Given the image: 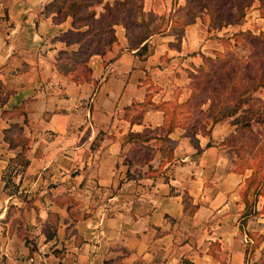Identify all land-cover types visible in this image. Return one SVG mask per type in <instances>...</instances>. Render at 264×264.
Wrapping results in <instances>:
<instances>
[{"label":"crops","instance_id":"obj_1","mask_svg":"<svg viewBox=\"0 0 264 264\" xmlns=\"http://www.w3.org/2000/svg\"><path fill=\"white\" fill-rule=\"evenodd\" d=\"M48 1L0 0V92H8L5 99L0 94V264H30L32 255L37 260L44 257L40 264H260L255 262L258 250L264 264V229H240L235 221L233 225L229 222L237 219L244 204L226 195L240 181L237 173H227L216 183L217 189L203 194L202 200L188 191L194 203L200 202L194 216L185 210L184 189L198 177L203 179L210 164L175 162L170 165L174 171L168 179L163 178L165 173L154 178L130 174L121 182L124 169H134V164L123 163L121 134L143 130L146 125L132 122L120 112L134 100L144 99L147 82L143 78L148 72L161 74L162 79L167 74L171 85L181 84L178 79H183L188 60L200 58L192 54L196 50L194 36L202 38L199 23L187 26L180 49L170 48L165 42L173 37L164 36L165 44L156 46L158 56L154 51L146 65H141L139 47L129 48L125 29L118 24L115 44L104 54H92L89 60L92 79L77 81L59 68L58 58L60 50L75 49L79 43L69 45L58 36L71 23L69 19L56 22L53 14L45 13ZM128 51L138 57L141 73L136 75L133 61L122 88L110 86L99 95L109 73L121 63L120 56ZM166 51L167 61L160 58ZM121 66L124 68V63ZM119 72L124 73L122 69ZM160 90L163 98H168L170 90ZM14 106L23 111L10 121L22 126L28 143L24 151L22 144L9 145L2 130L7 126L3 111ZM97 111L104 114L98 117ZM163 117L157 125H162ZM197 134L206 159L216 147L208 146L210 135ZM97 135L100 141L92 148ZM190 148L184 141L175 154H185L184 160ZM22 151L28 162L22 165V177L19 172L13 175V183L8 176ZM157 157L155 165L160 161ZM218 160L226 163L227 158L220 154ZM19 181L20 187L33 189L38 207L19 210V190L12 188ZM147 183L142 193L131 192ZM221 194L225 197L217 200ZM208 206L219 207V214L206 217L215 225L211 229L201 225L196 235L186 225L191 220L200 225L205 216L200 211H208ZM218 215L222 219H216ZM243 232L261 235L253 254Z\"/></svg>","mask_w":264,"mask_h":264},{"label":"rangeland","instance_id":"obj_2","mask_svg":"<svg viewBox=\"0 0 264 264\" xmlns=\"http://www.w3.org/2000/svg\"><path fill=\"white\" fill-rule=\"evenodd\" d=\"M50 1L45 4L43 11L46 10V5ZM88 1H91V5L88 6L86 9L87 11L84 12L89 14L91 11H96V18L100 16L101 12L103 13V20L107 24V29H109V31L104 34L107 38L116 34V25L118 24L125 29L129 48L137 45V41L144 33L149 35L146 39V49L142 48L138 50L137 53L144 61L141 65H146V63H148L147 60L152 57L154 51L158 52L157 49L159 48L156 49L158 44L163 45L166 43L170 48L180 49L184 37L186 36L188 25L197 22L202 28V38L198 39L194 36L193 41L196 50L192 51V54L197 53L200 58H197V60H195V58L188 60L187 64L189 65L186 66L184 73H182L183 79H178L181 84L178 86L176 85L177 87L173 86L171 85L172 80L166 79L167 74L164 75L165 79H162L161 74L158 75V73L152 74L148 72L143 78L144 82H147V90L144 99L134 100L141 101V103L134 104L131 110L123 108L120 112L121 115L125 116L128 120L132 122L142 121L144 122L143 124L146 125L143 130L130 129L121 134L125 144L123 148V163L134 164V169H132V171L124 169L121 182L123 183L124 179L130 174H133L134 177L146 175L154 178L165 173L163 178L168 179L170 174L174 171L170 165L175 162L180 163L192 160L198 163H207L211 166L207 167L204 171L205 175H202L203 179H199L198 177L193 185L190 187L187 185L184 189V199L187 200L188 205L186 210L187 215L194 216L200 204V202H193L192 195L188 191L195 192L199 196L198 198L202 200L204 199L203 194L206 195L216 190L218 187L216 183L223 180L227 173L233 172L237 173V178L240 179V181L226 195H233L234 200L238 199L243 204L242 194L246 190L249 179L251 178L253 182L248 188V197L252 204L253 213L245 218L243 215L244 203L238 211L239 215L237 219L232 221V218H230L229 222L233 225L235 221V224H238L240 229H264V190L262 192H257V188L260 184L262 188L264 187V85L260 84L255 89L252 88L248 90L249 92L246 91L241 93L246 90L247 87H254L258 83L257 77L263 78L264 80V33L261 34L262 31L264 32V3L262 0ZM107 3H109V6ZM54 13L56 12L54 11L53 14ZM231 17L234 18L233 22L220 25L221 22L224 23L226 19ZM94 18L89 17L87 20L95 26L93 32L96 33L99 25L98 22H95ZM66 19H69V23H71L72 14L67 15ZM97 20H101V18L99 17ZM112 22L116 23L112 25ZM111 25L114 27V32L111 29ZM70 27L71 25H67L66 29ZM83 27L87 28L88 26L85 25ZM241 31H251L252 34H241ZM168 35L172 36L173 39L169 40V42H165L163 37ZM150 38L153 40L152 42L148 40ZM229 39L230 42L228 41ZM113 44H115V41L112 44L108 43L104 53H106ZM228 47L230 48L229 51L233 52L234 56H237L239 59H233V57L229 55L230 59L226 65L228 69L227 72L223 68H219L215 75L210 73L209 70L207 71L208 73L204 75H200L199 72H196V65L203 63V54L215 57L217 53L228 50ZM119 49L121 50V48ZM107 57L109 56L107 55ZM160 58L166 61L169 60L167 51L162 53ZM198 60H200L199 63H197ZM120 61L121 63H119V66L109 73V79L102 85L99 95L103 96L106 91L110 89V86L116 90L122 88L123 82L124 80L126 81L128 73L132 68L133 61L136 62V65L133 66L132 69L136 75L141 73L142 70L137 65L138 57L135 56V54L128 51L124 53V56H120ZM156 61L159 63L158 59H156ZM122 63H124V68H122V66L120 67ZM158 63L153 66H157ZM229 64L231 67H229ZM121 69L124 73L119 72ZM192 69V72L197 73V76L195 77L196 80H194V85L191 86L189 70ZM229 76L237 79L236 83L238 86H236V90H230L228 95L226 94L223 96L224 101L227 103V107L232 108L240 95H244L245 102L235 115L228 116L212 126V129L214 127V133L211 131L210 140L207 144L208 146L211 144L215 145L216 148H214V152H211V154L207 153L206 155H208V158L205 159L202 154L203 149H199L195 140L191 138V134H194L199 139L197 133H199V136L203 134L201 132V125H204L206 121V126H210L212 117L216 111L214 107L210 108V106L217 101L215 94L217 92L213 91L220 90L223 86H226L230 81ZM137 77L138 76H136V78ZM160 88L166 89L165 91L170 90L169 96H166L168 98H163V91L160 90ZM158 90H160L159 93L156 92ZM155 93L156 96H154ZM191 93H195L193 106H184L180 104L189 98ZM0 94H3L5 99L8 92L4 94L2 91ZM153 97L156 100L153 99ZM97 105L96 102L95 107ZM163 108L168 110L170 114L172 109H174L176 113L177 111L179 112L178 122L181 125L177 126L175 130L172 131L171 135L169 134L170 138L164 136L166 133V125L156 124L160 122L162 116L165 115ZM20 109L21 108L14 106L12 108L7 107L3 111V116L7 119V126L3 127L2 130L4 133L6 130H10V134L18 139L23 132L17 126L11 127L16 121L13 120L11 122L10 120L17 117L19 118ZM97 113L98 117L104 114L99 111H97ZM122 123L123 122H118L117 124L119 125ZM123 124L122 126L125 127L126 125ZM155 126H161V129L155 131L156 134H154L160 137L155 136L142 144L127 140V136L130 135L131 132H146L153 129ZM111 129L113 132L115 131L114 128ZM98 135H100V133H98ZM98 135L92 141V148L98 146V142L100 141ZM161 136L164 137L161 138ZM183 140L187 142V145L191 146L189 151L190 155L186 154L188 156L184 160H182L181 157H185V154L182 156L180 152L175 154V149L183 145ZM220 154L227 158L225 161L226 163H224L223 160H218ZM157 156L160 161L155 165L153 160ZM16 162L17 167L15 166L13 170L15 173L13 174L12 171L9 174V181H13V175L18 174V172L21 174V177L23 176L25 167L22 165L24 162H21L19 158H17ZM145 165H147L146 168L138 169L139 166L142 167ZM196 175L198 174L195 173L193 176L196 177ZM21 182L22 181H19V185L14 186L12 184L13 187L11 186L14 190H19V210L27 211L31 208V205L38 207V204L34 203L35 196L31 194L33 189L29 187L26 188V186L20 187ZM13 183L15 182L13 181ZM145 185L147 186L148 183L142 184V186L138 188L135 187L131 192L138 194V191L141 190L140 192L142 193ZM205 191L207 192L205 193ZM153 192H155L154 189ZM221 196L225 197V194L218 196L217 200ZM40 203L41 202H39V204ZM221 203L224 204V202ZM214 204H216V202ZM222 204L219 206H222ZM218 208L217 206L216 208L208 206V211L205 209L200 211L205 214L203 217L204 220L200 225L196 226L195 222L191 220V223H189L187 220L189 224L186 225V227L189 226L191 231L196 235L200 234L202 226L204 229H211L212 226L215 225V222L209 221L211 217L208 219L206 217L207 214H210V216L215 213L219 214V212H217ZM176 218H178V214H176ZM219 218L222 219V215L216 216V219ZM260 236L261 235H251L249 232H243V238L247 239L245 241L251 244V254L255 251L254 249ZM256 254L258 259L255 262H261L263 256H260L259 250Z\"/></svg>","mask_w":264,"mask_h":264},{"label":"trees","instance_id":"obj_3","mask_svg":"<svg viewBox=\"0 0 264 264\" xmlns=\"http://www.w3.org/2000/svg\"><path fill=\"white\" fill-rule=\"evenodd\" d=\"M264 3V0H262ZM109 6V3H107ZM91 5V1L88 0H51L47 5H46V10L45 13L47 14H53L55 11L56 13L53 14V18L55 21H63L66 19L67 15L72 14V21H71V27L63 31L59 37L62 39L66 40L67 44H72V43H79L78 47L75 49H62L59 51V58H58V66L59 68L65 72L71 74L72 78L81 81V80H91L92 79V68L89 64V60L94 53H104L106 51V46L108 43L112 44L116 39L117 36L116 34H113L112 37L107 38L104 34L109 31L106 27V22L103 20L104 16H102V12L100 13V18H96L95 14L96 11H91V13H85L84 11H87V7ZM95 16V18H94ZM59 17V18H58ZM93 17L95 19V22H98L99 27L97 28L98 31L96 33L93 32L95 26L90 23L87 18ZM234 18H228L224 21V23L221 22L220 25L228 24L233 22ZM90 23V24H89ZM114 25L116 22H112ZM87 25V28H84L83 26ZM111 29L114 32V27ZM264 33L263 31L261 34ZM241 34H248L251 35V31H241ZM148 34L144 33L142 37L137 41L136 47H139L138 50L144 48L146 49L147 47V41L144 42L142 45H140L143 41H145L148 38ZM254 36H260V35H254ZM230 42V39L228 40ZM92 47V48H90ZM230 48L228 47V50H225L224 52L217 53L215 57L207 54H203V63L196 65V72H199L200 75H204L205 73H208L207 71L209 70L210 73H215L219 68H223L228 71L227 69V63L232 56L233 59H239L237 56H234V53L229 51ZM230 55V57H229ZM229 67L231 65L229 64ZM192 70H189V75L191 76V86L194 85V80L195 77L197 76V73L192 72ZM229 75V74H228ZM230 81L227 83L226 86H223L220 90H214L213 92H217L216 98L217 101L215 104H213L211 107H214L215 114L212 117V121L209 127H207V122L205 121L204 125H201V132L203 134H209L212 131V126L217 123L220 120L225 119L228 116L235 115L240 108H242L244 102H245V97L244 95H240L237 99L236 102L234 103L232 108L227 107V103L224 101L223 96L228 95L230 90H236V86L238 84L236 83V78L229 76ZM258 83L254 87H247L246 90L242 91L241 93L244 92H249L248 90L250 89H255L258 85H264V80L263 78L257 77ZM193 88V87H192ZM195 93H191L189 98H187L185 101L181 102L180 104H183L184 106H193V101L195 99ZM136 103H141V101H133L130 105L126 106V110H131L134 104ZM178 105V104H177ZM218 107V108H217ZM201 108V107H200ZM217 108V109H216ZM163 111L165 113V117L163 120L162 125H166V133L165 137L170 138V133L175 130L177 126H180L178 122V114L175 112L174 109H172L171 114L168 112V110L163 108ZM23 112L22 109H20L19 113ZM200 121V120H199ZM19 127V129L22 131V126L19 122L13 123L11 127ZM161 126H155L153 129L148 130L146 132H131L130 135L127 136V140L129 141H134L139 144L144 143L145 141L159 135H154L156 134L155 131L160 130ZM5 135L7 140L9 141L11 146H17L18 144H22L23 146V151L28 147L27 143V138L21 135V137L15 138L13 135L10 134V130L5 131ZM164 136H161L163 138ZM160 137V136H159ZM191 138L195 140L196 145L201 149V145L199 143V139L194 135L191 134ZM226 142V141H225ZM23 151L21 153L17 154V158L21 162H24L27 164V158L25 157ZM152 155V154H150ZM252 180L251 178L249 179L248 186L244 193L242 194V199L245 203L244 209H243V215L248 217L250 214L253 213L252 211V204L250 201V198L248 197V188L252 185ZM257 187V186H256ZM264 190V187L262 188V185L260 184L257 188V192H262ZM187 203L185 204V210H187ZM196 207V206H194ZM262 262V261H261ZM259 262L260 264H263Z\"/></svg>","mask_w":264,"mask_h":264},{"label":"built area","instance_id":"obj_4","mask_svg":"<svg viewBox=\"0 0 264 264\" xmlns=\"http://www.w3.org/2000/svg\"><path fill=\"white\" fill-rule=\"evenodd\" d=\"M247 240V239H246ZM40 258V260H37V258L34 256V255H32V256H30L29 258H28V261H29V263L30 264H40V262H41V259H44V257L42 256V257H39ZM38 258V259H39Z\"/></svg>","mask_w":264,"mask_h":264}]
</instances>
